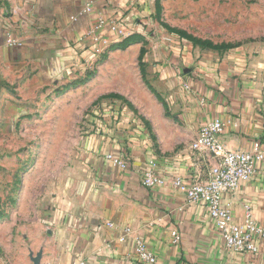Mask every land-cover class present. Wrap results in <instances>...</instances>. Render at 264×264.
I'll return each mask as SVG.
<instances>
[{
  "label": "crops",
  "instance_id": "1",
  "mask_svg": "<svg viewBox=\"0 0 264 264\" xmlns=\"http://www.w3.org/2000/svg\"><path fill=\"white\" fill-rule=\"evenodd\" d=\"M154 1L0 0V91L10 83L17 92L26 81H56L74 67L88 65L118 41L113 25L131 36L146 32ZM100 20L105 24L96 39L90 33ZM7 35L23 47H8ZM177 50H184V56L168 60L160 81L190 136L173 141L179 147L175 151L166 146L157 151L127 121L115 117L98 124L87 138L88 181L82 184L80 201L53 208L48 237L40 243L31 235L30 253L16 251V264L26 259L34 264L38 255L39 264H142L135 255L137 240L146 243L157 264H264V246L258 243L257 255L228 250L207 206L189 203L174 186L177 178L205 182L216 165L212 157L198 159L190 149L207 122L224 123L220 140L229 150L252 151L259 144L264 152V58L248 59L241 51L220 55L188 45ZM108 154L127 161L128 170L108 162ZM152 162L165 184L146 188L142 175ZM221 205L235 224L251 218L264 228V161L253 180L222 196ZM22 242L24 246V233Z\"/></svg>",
  "mask_w": 264,
  "mask_h": 264
},
{
  "label": "rangeland",
  "instance_id": "2",
  "mask_svg": "<svg viewBox=\"0 0 264 264\" xmlns=\"http://www.w3.org/2000/svg\"><path fill=\"white\" fill-rule=\"evenodd\" d=\"M145 29L56 81L0 91V264L30 253L31 235L48 237L53 208L80 201L98 124L127 121L157 151L190 136L160 81L168 60L184 56L177 48L264 58V0H155Z\"/></svg>",
  "mask_w": 264,
  "mask_h": 264
},
{
  "label": "built area",
  "instance_id": "3",
  "mask_svg": "<svg viewBox=\"0 0 264 264\" xmlns=\"http://www.w3.org/2000/svg\"><path fill=\"white\" fill-rule=\"evenodd\" d=\"M105 22L99 21L95 27V34L104 28ZM118 40H123L131 36V33L119 25L110 27ZM6 45L12 48H22L23 43L13 35H7ZM225 133V125L216 119L207 122L200 128L199 134L191 144V152L198 157H212L217 161L212 165L207 181L194 182L186 181L182 178L174 180V186L180 190L189 203H200L206 205L211 219L223 239L228 250L241 254L257 255L260 252V244L264 246V228L259 226L251 218L243 225H237L233 221L231 212L221 205L222 196L226 193L236 191L243 183L253 180L257 166L264 161V152L260 145L256 144L252 151L236 150L232 151L220 140V136ZM204 155V156H203ZM106 160L117 168L128 170L130 164L112 154L106 156ZM155 163H151V168L142 175V185L146 188L161 187L165 184L155 171ZM130 232L129 229L126 230ZM175 242H179V234L173 233ZM123 241V240H122ZM260 243V244H258ZM135 255L142 264H157V258L149 250L146 243L141 240L136 241Z\"/></svg>",
  "mask_w": 264,
  "mask_h": 264
},
{
  "label": "water",
  "instance_id": "4",
  "mask_svg": "<svg viewBox=\"0 0 264 264\" xmlns=\"http://www.w3.org/2000/svg\"><path fill=\"white\" fill-rule=\"evenodd\" d=\"M39 261H40V255H38L37 258L33 260L34 264H39Z\"/></svg>",
  "mask_w": 264,
  "mask_h": 264
},
{
  "label": "trees",
  "instance_id": "5",
  "mask_svg": "<svg viewBox=\"0 0 264 264\" xmlns=\"http://www.w3.org/2000/svg\"><path fill=\"white\" fill-rule=\"evenodd\" d=\"M134 36H135V35H134ZM134 36H133V37H134ZM131 38H132V36H131ZM128 39H129V38H128ZM126 40H127V39H126Z\"/></svg>",
  "mask_w": 264,
  "mask_h": 264
}]
</instances>
